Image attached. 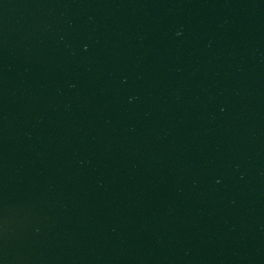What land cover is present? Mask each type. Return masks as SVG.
Here are the masks:
<instances>
[{
    "label": "water",
    "instance_id": "water-1",
    "mask_svg": "<svg viewBox=\"0 0 264 264\" xmlns=\"http://www.w3.org/2000/svg\"><path fill=\"white\" fill-rule=\"evenodd\" d=\"M0 264H264V0H0Z\"/></svg>",
    "mask_w": 264,
    "mask_h": 264
}]
</instances>
